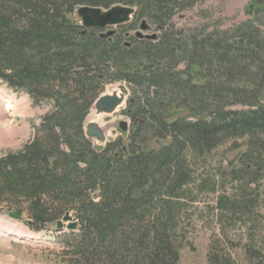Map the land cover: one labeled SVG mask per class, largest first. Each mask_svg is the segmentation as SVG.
Wrapping results in <instances>:
<instances>
[{"label":"trees","instance_id":"16d2710c","mask_svg":"<svg viewBox=\"0 0 264 264\" xmlns=\"http://www.w3.org/2000/svg\"><path fill=\"white\" fill-rule=\"evenodd\" d=\"M207 1L0 0V83L51 108L28 143L0 158V214L49 234L70 212L78 229L57 235L62 264H179L206 195L215 207L198 212L223 237L208 264H239L235 248L264 264L252 231L264 200V0H249V20L228 29L177 27ZM116 5L136 13L113 35L75 15ZM144 20L155 40L138 37ZM117 83L130 92L129 132L96 147L85 123ZM229 143L245 150L213 167ZM249 223L233 245L226 230Z\"/></svg>","mask_w":264,"mask_h":264},{"label":"rangeland","instance_id":"374dc122","mask_svg":"<svg viewBox=\"0 0 264 264\" xmlns=\"http://www.w3.org/2000/svg\"><path fill=\"white\" fill-rule=\"evenodd\" d=\"M248 1L209 0L197 5L191 11L183 13L175 22L178 28L206 26L210 30L216 28L220 30L228 29L249 20L248 15L245 13ZM152 33L151 31L150 34ZM117 85L119 83L108 85L103 94L109 93L111 89H116ZM50 110L51 108L47 104L34 106L28 94L11 91L0 83V158L5 153L19 150L28 143L34 134L33 127L39 125L41 118ZM94 119V111H91L87 122H92ZM121 121L129 123V120L120 111L111 116L103 115L101 118L96 119L97 124L103 129L108 140L122 137V131L118 126ZM231 145L232 143H229L217 152L214 157L215 161H211L213 167L218 166L222 156L225 157L223 167H227L231 161L236 159L239 153L245 150V147L231 150ZM260 185L261 190L264 191V180ZM216 197L217 195H206L201 198L200 202L195 204L194 207L198 210L193 212L191 221L187 223L185 228L189 243L180 253L179 264H208L209 246L213 240L223 238L220 226L212 218L211 213L199 214L207 207L214 209ZM256 213V226L252 231L257 232L256 239L262 247L264 255V200ZM242 227L231 226L226 230L229 231L228 238L233 241V245H239L240 239H245V237H242L243 231H249L251 223L248 224V230ZM8 229L14 230L13 234L7 235ZM56 235L54 231L50 237H37L38 239H36L35 236L41 235L29 231L24 223L0 214V264H62L56 255L58 252ZM229 251L239 264H246V258L241 248L229 249Z\"/></svg>","mask_w":264,"mask_h":264},{"label":"water","instance_id":"95a60500","mask_svg":"<svg viewBox=\"0 0 264 264\" xmlns=\"http://www.w3.org/2000/svg\"><path fill=\"white\" fill-rule=\"evenodd\" d=\"M135 13V7L124 5H116L109 9L83 6L76 10L75 15L78 21H80L86 29L109 30L107 32L108 36L113 35L112 29L130 23ZM151 30L150 25L144 20L140 25V30L137 32V35L138 37L147 36V38L155 40L157 38L156 34H144L145 32L149 33ZM128 96L129 90L127 87L124 84H119L116 89H111L109 93L102 94L95 101L91 109V111H94L95 119L89 123L86 120L85 132L87 138L90 139L96 147H103L108 142L112 141L107 139L105 132L99 124H97L96 119L103 115L111 116L123 110L126 106ZM118 126L123 135L128 134L130 124L127 121L119 122ZM65 224H67L66 228L70 231H75L78 228V223L69 212H67L63 219L57 223V230H62Z\"/></svg>","mask_w":264,"mask_h":264},{"label":"bare ground","instance_id":"6f19581e","mask_svg":"<svg viewBox=\"0 0 264 264\" xmlns=\"http://www.w3.org/2000/svg\"><path fill=\"white\" fill-rule=\"evenodd\" d=\"M9 107V106H8ZM101 118V117H100ZM5 123V122H4ZM100 123V122H99ZM101 124V123H100ZM10 126V125H9ZM8 126V127H9ZM5 127V126H4ZM7 127V126H6ZM5 129V128H4ZM7 131V130H6ZM0 134H1V127H0ZM10 136V135H9ZM13 232H14V230H12V229H8V231H7V235H11V234H13ZM36 239H38L37 237H36Z\"/></svg>","mask_w":264,"mask_h":264}]
</instances>
